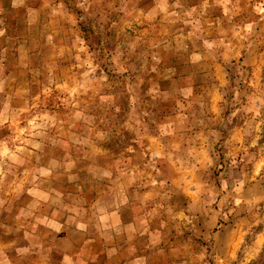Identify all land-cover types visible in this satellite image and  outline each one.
<instances>
[{"label":"rangeland","instance_id":"374dc122","mask_svg":"<svg viewBox=\"0 0 264 264\" xmlns=\"http://www.w3.org/2000/svg\"><path fill=\"white\" fill-rule=\"evenodd\" d=\"M0 264H264V0H0Z\"/></svg>","mask_w":264,"mask_h":264}]
</instances>
